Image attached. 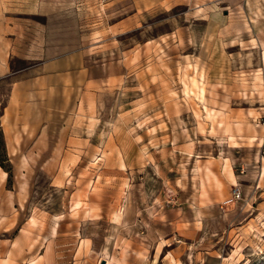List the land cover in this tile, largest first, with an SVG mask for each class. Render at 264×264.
Listing matches in <instances>:
<instances>
[{"label": "rangeland", "instance_id": "rangeland-1", "mask_svg": "<svg viewBox=\"0 0 264 264\" xmlns=\"http://www.w3.org/2000/svg\"><path fill=\"white\" fill-rule=\"evenodd\" d=\"M0 67V264H264V0H0Z\"/></svg>", "mask_w": 264, "mask_h": 264}, {"label": "bare ground", "instance_id": "bare-ground-1", "mask_svg": "<svg viewBox=\"0 0 264 264\" xmlns=\"http://www.w3.org/2000/svg\"><path fill=\"white\" fill-rule=\"evenodd\" d=\"M230 174V173H229ZM232 176V175H231ZM107 264H109V261H107Z\"/></svg>", "mask_w": 264, "mask_h": 264}, {"label": "crops", "instance_id": "crops-1", "mask_svg": "<svg viewBox=\"0 0 264 264\" xmlns=\"http://www.w3.org/2000/svg\"><path fill=\"white\" fill-rule=\"evenodd\" d=\"M0 70H2V68L0 67ZM0 74H2L1 72H0Z\"/></svg>", "mask_w": 264, "mask_h": 264}]
</instances>
